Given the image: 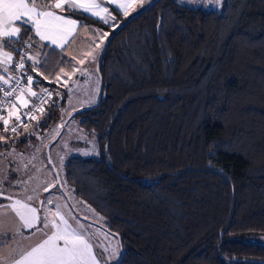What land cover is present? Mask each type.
<instances>
[{
    "label": "trees",
    "instance_id": "trees-1",
    "mask_svg": "<svg viewBox=\"0 0 264 264\" xmlns=\"http://www.w3.org/2000/svg\"><path fill=\"white\" fill-rule=\"evenodd\" d=\"M103 4L112 23L64 13L109 34L136 13ZM46 45L35 71L25 58L32 88L67 63ZM99 74V103L73 114L98 155L69 157L64 177L119 236L118 264H264V244L242 239L264 236V0L221 11L157 0L113 35ZM53 98L40 129L57 117Z\"/></svg>",
    "mask_w": 264,
    "mask_h": 264
},
{
    "label": "snow or ice",
    "instance_id": "snow-or-ice-1",
    "mask_svg": "<svg viewBox=\"0 0 264 264\" xmlns=\"http://www.w3.org/2000/svg\"><path fill=\"white\" fill-rule=\"evenodd\" d=\"M110 2L115 3L114 11H121L125 17H128L131 12H137V9H143L144 4L151 3V0H110ZM187 2L190 3L192 0H187ZM197 2L203 3V0H197ZM208 2L212 4L213 0H208ZM216 2L218 3L219 0H216ZM57 9L60 10V13H63L65 10L70 13H76L78 10H82L84 13H90L91 16L98 17L104 24H109V21L116 20V17L109 12V9L102 6V3L96 2V0H88V2H81V0H48L47 3H40L38 0H0V51H2L0 70L5 73L14 71L26 75L29 85L27 92L32 97H36L37 93L33 92L30 86L33 83L39 82L34 81L31 75H27L24 67L25 58L33 61V65L31 66L32 71L36 70L35 64H39L40 61L32 55H27L23 50V46H27L29 49L36 46L43 48L47 47V45L41 44L40 42L48 41L51 45L63 50L71 42L70 38L75 39L74 34L77 33L79 27H84L85 32L89 31L83 21L58 14ZM17 22L19 23L17 24ZM93 32L92 43L95 44V49L87 53L89 62L96 61L105 38L109 36L108 32H101L100 29H94ZM32 33L39 37V41L34 39ZM95 37L100 38L99 43L96 42ZM12 45H16V47H12ZM5 48H10L11 50L3 51ZM13 53L19 56L18 60L14 61ZM36 56H39V52L36 53ZM72 59L76 60V57L73 56ZM78 63L84 64L85 60L79 59ZM10 66L14 67L10 68ZM72 70L73 72L77 71L75 65L72 66ZM79 71L81 75H85L88 72L87 68L80 69ZM61 72L64 73L63 68ZM64 75L68 74L64 73ZM0 79L3 80L4 85H8L11 80H15L16 87H13L11 91L0 88V91L4 92L5 97V100L0 103H11V109L8 112V116L11 117L13 115L12 109H16L17 104L15 101H8L7 98L16 96V99L19 100L21 97L16 95L17 90L19 89L23 93L24 89L19 87L20 78H17L15 75L9 76L7 79L0 76ZM57 82H59V77H57ZM42 91L47 93L49 98L53 94L47 89H42ZM55 94L60 95L59 92ZM42 102L46 101L42 100ZM28 104L29 101L25 99L23 100L22 107H28ZM33 108H35V102H33ZM21 115L28 116L31 115V112L15 115V122L9 118H5L3 112H0V120L3 121L4 133L10 131L13 134L12 137H6L0 134V142H3L4 145H7L9 140L14 139V137H19L22 134L18 131L21 125L29 135L35 134L29 130L27 124H23ZM32 119H36V117L32 116ZM63 126V124L60 125V127ZM57 135H59L58 129H53L52 139H55ZM29 146H31V142ZM39 151L40 148L37 147V153ZM0 155H4L5 159L7 157L16 159L19 153L13 147L12 151L0 153ZM35 158L36 154H33L32 159ZM19 159L20 165L26 168L27 165L23 164L25 157L19 156ZM31 162V160L28 161V163ZM2 163L4 162L0 161V164ZM11 171L20 173L22 172V167L17 166ZM49 175L51 174L49 173ZM29 179H35V177H30ZM6 181L10 186L28 183V181L20 180L19 177L16 180H11L8 170L0 168V193L6 191L3 188V184ZM40 183H43V181ZM55 183H60L59 177H56ZM54 186L55 184L50 183L44 188V191H48L50 187ZM39 187L40 184H37V188ZM64 187H67L66 182L64 183ZM32 191L34 195H25L24 192L15 193L14 195L17 198L9 195L5 197V199L9 200V203L6 205L0 204V214L7 215L10 211L15 214V217L19 218V225L15 228V234L23 236V233L20 231L22 227L32 230L30 236L24 237V239L31 240L32 237H37L35 243L20 247L18 252L16 249H13V252L18 258L12 259L10 264H101V260L94 252V248L104 247L102 244L94 243L101 235V229L96 228L93 231L92 224L81 223L79 216H74L71 211H64L68 207L66 204L61 205L60 203H56L55 211L48 209L47 205L53 204L55 198L49 196L44 200H40L36 188L32 189ZM68 195H71V193H68ZM35 201H39V208L34 206ZM89 211L93 210L89 209ZM93 215L97 216L94 211ZM84 219H88V217L85 216ZM97 220L102 221L103 217L97 216ZM101 227H103L102 224ZM8 231L4 228L3 221L0 220V243L3 242ZM103 235L105 239L110 240V234L103 233ZM109 247L111 248V254L108 259H116L119 261L122 246L117 241L115 246L110 244ZM109 247H104V251L108 252ZM0 264H9L8 257L0 256ZM104 264H107V262L105 261Z\"/></svg>",
    "mask_w": 264,
    "mask_h": 264
},
{
    "label": "rangeland",
    "instance_id": "rangeland-1",
    "mask_svg": "<svg viewBox=\"0 0 264 264\" xmlns=\"http://www.w3.org/2000/svg\"><path fill=\"white\" fill-rule=\"evenodd\" d=\"M176 1L188 6L198 4L197 0H192L190 3L187 2V0ZM225 2L226 0H219L217 3L216 0H213V3L209 4L208 0H203V3H200V6L204 10L221 11ZM112 22L113 21H109V23ZM94 29H100L101 32H106L101 28H90L88 32L83 31L82 33H79L65 49L64 55L67 58V63L63 69L64 73H67L68 75H64V73L61 72V68L52 78L47 79L48 84L45 85V87L55 96L51 102L53 104H58L57 117L46 129H40L38 126L40 125L39 122L42 120V113H40L37 120L27 123L29 130L35 133L34 135H29V133L24 131L23 126H21L20 133L22 134L19 137H14V139L9 140L6 148L0 150V153H6L12 151L14 147L17 153H19V156L25 157L23 164L27 165V167L23 168V166L20 165L19 156H17L16 159H13L12 157H7V159H5L4 155H0V161L4 162L0 164V168L7 169L9 176L14 173L15 178L13 180H16L19 177L22 181H28L27 184L22 183L12 186L6 181L3 184V188L6 189V191L0 193V204H8L9 200L5 199V197L9 195H13V198H17L14 195L15 193L24 192L25 195H34L32 189L36 188L40 200H44L49 196L55 198L53 204L47 205L48 209L55 211L56 203H60L61 205L66 204L68 207L67 209H64V211H71L74 216H79L81 223L92 224L93 231L96 228H100L101 235L94 241V243L109 247L110 244L115 246L118 241L117 236L106 228V220L100 213L75 196L73 188L66 182L64 177V165L69 157L77 156L85 158L98 155L96 136L94 134H88L79 126V119L81 116L72 115L65 122L69 113L76 109L91 105L97 97L98 76L95 67L96 63L95 61L89 62L87 59V53L95 49V44L92 43ZM32 35L36 41H39V37L35 36L34 33H32ZM95 39L97 43L100 42L99 37H95ZM40 43L47 44V41H42ZM40 48L41 47L36 46L30 55L36 58V53L39 52ZM73 56L76 57V60L72 59ZM79 59H84L85 63H78ZM73 65H75V68L77 69L76 72H73L72 70ZM83 68H87L88 70L85 75H81L79 71ZM57 77H59V82H57ZM69 89H71V91H69ZM56 92H59L60 95H56ZM62 98L65 99L63 104L60 103ZM48 105L49 103H47V106ZM63 123L64 126L60 127ZM53 129H58L59 131V135H57L55 139H52ZM26 137L28 138L24 144L16 145L19 140H23ZM51 140H53V142L49 148V155L58 173L61 187H58L57 183H55V175L45 155V145ZM30 142L31 146H29ZM37 147L40 148L39 153H37ZM33 154H36L35 159H32ZM61 158L63 159L61 160ZM29 160L32 162L28 163ZM17 166L22 167V172L17 173L11 171ZM37 169H39V171H37ZM49 173L51 175H49ZM30 177H35V179L30 180ZM41 181H43V183H40ZM65 182L67 185L66 188L64 187ZM50 183L55 184V186L50 187L48 191H44V188ZM37 184H40L39 188H37ZM25 189L27 190L26 192ZM68 193H71V195H68ZM34 206L39 208V201H35ZM89 209H92L98 217H103V220L98 221L97 216H94L93 211H89ZM85 216H87L88 219H84ZM0 220L3 221L4 228L9 230L3 242L0 243V256L8 257L10 264L12 259L18 258L13 252V249H16L18 252L20 247L35 243L37 237H32L31 240L24 239V237L30 236L32 230L24 229L22 227L20 231L23 233V236L15 234V228L19 225V218L15 217V214L10 211L7 215L0 214ZM101 224L103 227H101ZM103 233L110 234V240L105 239ZM242 239L248 242L264 244V236L260 234H249ZM104 247L94 248V252L101 260V264H104L105 261L107 264H113L116 259H108L111 254V248L109 247V251L105 252Z\"/></svg>",
    "mask_w": 264,
    "mask_h": 264
},
{
    "label": "built area",
    "instance_id": "built-area-1",
    "mask_svg": "<svg viewBox=\"0 0 264 264\" xmlns=\"http://www.w3.org/2000/svg\"><path fill=\"white\" fill-rule=\"evenodd\" d=\"M23 50L28 55V51H27L26 47H24ZM18 59H19V56L16 59H14V61L18 60ZM12 67H14V66H12ZM24 67H25V65H24ZM25 71H26L27 75H31L33 77L32 73L29 72L26 68H25ZM13 75L17 76V78H20V86L19 87L23 88L24 92L21 93L19 91V89H18L16 95L20 96L21 98L19 100H17L16 96H12V97H8L7 100L10 101V102L11 101H15L16 104H17V108L16 109H12L13 114H14L15 111H16L15 115L21 114V113H24V112H31V115H28V116L21 115V120L23 121V124H27V123H30V122L35 120V119H32V116H35L37 118V116L43 110L44 105H45L46 102H42V100L46 101L47 98H48V95H47V93L43 92L42 89H47V88L46 87L32 88L30 86L31 90L33 92L37 93L36 97H32L27 92V89L29 88V85L27 83L26 75H23V74H21L19 72H14V71H9L8 72V77L9 76H13ZM3 78L7 79L5 77H3ZM13 87H16L15 80H11L8 85H4L3 84V80L0 79V88H5V89L11 91V89ZM41 98H42V100H41ZM25 99H27L29 101L28 107H22L23 100H25ZM4 100H5L4 92L0 91V102H3ZM33 102H35V108H33ZM10 109H11V103H7V104L0 103V112H3V115H4L5 118H9L11 121L15 122V116L14 115H12L11 117L8 116V112H9ZM3 129H4L3 121L0 120V131H3ZM8 133H10V131Z\"/></svg>",
    "mask_w": 264,
    "mask_h": 264
},
{
    "label": "water",
    "instance_id": "water-1",
    "mask_svg": "<svg viewBox=\"0 0 264 264\" xmlns=\"http://www.w3.org/2000/svg\"><path fill=\"white\" fill-rule=\"evenodd\" d=\"M157 0H152L151 1V3H148L147 5H145L144 7H143V9H140L139 11H137L136 13H134V14H132L131 16H129L125 21H123L117 28H115L110 34H109V36L106 38V40H105V42H104V44H103V46H102V48H101V50H100V53H99V55H98V58H97V61H96V73H97V75H98V79H99V84H98V90H97V97H96V101L92 104V105H89V106H87V107H83V108H79V109H76V110H74V111H72L71 113H70V115H68L67 117H66V119H65V122L67 121V119L69 118V117H71L73 114H75V113H77V112H79V111H81V110H83V109H86V108H92V107H95V106H97V104L99 103V101H100V99H101V93H102V86H103V83H102V78H101V76H100V74H99V65H100V61H101V58H102V55H103V53H104V51H105V49H106V47H107V45H108V43H109V41H110V39L113 37V35L120 29V28H122L127 22H129L131 19H133L134 17H136L138 14H140L143 10H145V9H147L149 6H151L153 3H155ZM180 4V3H179ZM200 6V3H198L197 5H194V6H189V7H192V8H198ZM64 122V123H65ZM64 123H63V125H64ZM56 138V137H55ZM53 142V140H51V141H49L47 144H46V146H45V155H46V158H47V161H48V163L50 164V166L52 167V170H53V173H54V175H55V179H56V177H59L58 176V173H57V171H56V169H55V167H54V165H53V162H52V160H51V158H50V155H49V148H50V145H51V143ZM49 161H51V162H49ZM57 185H58V187H61V184L60 183H57ZM117 236V238H118V242H119V244L121 245V243H120V238H119V236L118 235H116ZM123 249H122V251H121V256H120V258H119V261H115L113 264H118L120 261H121V259H122V257H123Z\"/></svg>",
    "mask_w": 264,
    "mask_h": 264
},
{
    "label": "crops",
    "instance_id": "crops-1",
    "mask_svg": "<svg viewBox=\"0 0 264 264\" xmlns=\"http://www.w3.org/2000/svg\"><path fill=\"white\" fill-rule=\"evenodd\" d=\"M81 2H88V0H81ZM96 2H98V3H102V6H104V7H105V5L103 4V2H106V3H108L109 5H111L113 8H115V3H114V2H110V0H96ZM146 4H147V3H145L144 5H146ZM65 7H66V6H65ZM56 11H57L58 14H61V15H64V16H66V17H69V18H71V19H74V18L68 16L67 14H65L64 12H63V13H60V10H58V9H57ZM118 12L121 13V14L123 15V13H122L121 11H118ZM87 14H89V15L91 16L90 13H87ZM101 14H102V15H105V14H103V13H101ZM111 15H112V14H111ZM93 17H95V16H93ZM95 18H98V17H95ZM98 19H99V18H98ZM83 31H85V29H81V30H80V27H79L77 33L74 34V37H76V35H78L79 33H82ZM70 41L72 42L73 39L70 38ZM71 42H70V43H71ZM70 43H68V44L65 46V49L68 47V45H69ZM47 44H48V45H51L48 41H47ZM51 46H54V45H51ZM54 47H55V46H54ZM3 51H5V50L3 49ZM0 58H2V51H0ZM0 76L7 78V77H8V72L5 73V72H3L2 70H0Z\"/></svg>",
    "mask_w": 264,
    "mask_h": 264
}]
</instances>
